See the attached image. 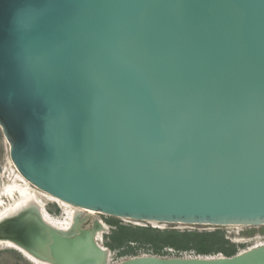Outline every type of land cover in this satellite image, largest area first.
Listing matches in <instances>:
<instances>
[{
    "label": "water",
    "instance_id": "95a60500",
    "mask_svg": "<svg viewBox=\"0 0 264 264\" xmlns=\"http://www.w3.org/2000/svg\"><path fill=\"white\" fill-rule=\"evenodd\" d=\"M0 128L20 173L70 204L263 225L264 0H0ZM31 204L0 239L107 264L98 222L63 232ZM115 264H264V244Z\"/></svg>",
    "mask_w": 264,
    "mask_h": 264
},
{
    "label": "rangeland",
    "instance_id": "374dc122",
    "mask_svg": "<svg viewBox=\"0 0 264 264\" xmlns=\"http://www.w3.org/2000/svg\"><path fill=\"white\" fill-rule=\"evenodd\" d=\"M20 180L16 177V171L10 160L9 146L0 128V201L6 205L13 204L18 196L13 186ZM10 193L11 196H8ZM4 195V196H3ZM46 208V211L55 217H63L61 207L53 201L47 200L37 194ZM76 218L83 219V227H91L95 222L104 223L102 236L99 243L109 251L108 263L115 264L121 260L137 255L170 256H194L223 254L220 250H211L220 246L222 239L211 232H221L222 238L228 240L227 245H233L236 252L262 245L264 242L263 225L242 224H188L182 222H159L150 220H136L127 217H117L96 211L89 213L85 210H76ZM118 226H132L142 232L126 233L121 241H114L109 234ZM154 230V231H152ZM1 233H4L2 230ZM3 241V240H0ZM112 244V245H110ZM210 248V252H201L199 247ZM174 253V255H173ZM37 259V258H36ZM43 262L47 260H41ZM0 264H36L28 256L15 248L0 243Z\"/></svg>",
    "mask_w": 264,
    "mask_h": 264
},
{
    "label": "bare ground",
    "instance_id": "6f19581e",
    "mask_svg": "<svg viewBox=\"0 0 264 264\" xmlns=\"http://www.w3.org/2000/svg\"><path fill=\"white\" fill-rule=\"evenodd\" d=\"M10 160H11V158H10ZM11 162L13 163V165L15 167L16 177L20 180V183L17 182L16 184L13 185L15 187V192L18 196V200L15 201L13 204H10V205H6L5 202H3L1 200L0 201V218L16 211L18 208L32 206L31 203H34V204H38V208L40 209L41 214H42L44 220H46V222H48L49 224H51L55 228L62 230L63 232H70L71 229L73 228L76 220H77V218H76V212L77 211L76 210H78V209L79 210H85V211H88L89 213H92V214L97 211V210H94L92 208L76 206V205L70 204L68 202H65L63 200H60L59 198H57L55 196H52L48 192L42 190L37 185L32 183L30 180L25 178L20 173V171L17 169L14 162L12 160H11ZM37 194L42 195L47 200L56 202L61 207L64 216L63 217H55V216H52L51 214H49L46 211V208H44V205L41 202V200L37 197ZM7 195L11 196L10 193H7ZM152 221H156V220H152ZM99 224H100V228L97 231H95V236H96V239L98 242L100 241L101 236H102V228H103V226L105 227V225H103L104 223L101 222ZM0 240H3V241H0V243L3 242L9 247L17 249L18 251H20L23 254H25L26 256H28L36 264H57L54 261L52 262L49 260L43 262V261H41V259H39L37 257H36L37 258L36 259V258L30 256L28 254V252H26L25 250H23L21 247L17 246L16 244H14L13 241L10 239H0ZM262 244H264V242ZM108 256H109V251L107 250L106 251V262H107V264H108Z\"/></svg>",
    "mask_w": 264,
    "mask_h": 264
},
{
    "label": "trees",
    "instance_id": "16d2710c",
    "mask_svg": "<svg viewBox=\"0 0 264 264\" xmlns=\"http://www.w3.org/2000/svg\"><path fill=\"white\" fill-rule=\"evenodd\" d=\"M138 229H145V228H140V227H132V226H118L117 228H114L111 232V234H109V237H111L114 241H121L122 239H124V237H128L125 236L126 233L129 232H142L139 231ZM154 231V230H152ZM210 234H215L217 236H219V238L222 239V243H220V246H217L211 250H220L223 254L230 256L235 254L236 252V248L231 244L227 245L228 240H225L224 238H222V234L221 232L217 231V232H211ZM112 245V244H110ZM199 249L201 250V252L207 253L210 252V248L207 247H199Z\"/></svg>",
    "mask_w": 264,
    "mask_h": 264
},
{
    "label": "built area",
    "instance_id": "2783aa9c",
    "mask_svg": "<svg viewBox=\"0 0 264 264\" xmlns=\"http://www.w3.org/2000/svg\"><path fill=\"white\" fill-rule=\"evenodd\" d=\"M173 255H174V253H173ZM217 255H221V254H217ZM175 256V255H174ZM176 256H178V255H176ZM179 256H181V255H179ZM186 256V255H185ZM188 256H191V255H188Z\"/></svg>",
    "mask_w": 264,
    "mask_h": 264
}]
</instances>
